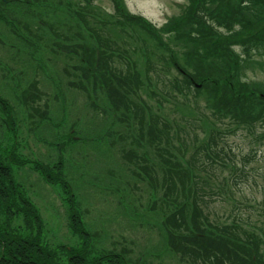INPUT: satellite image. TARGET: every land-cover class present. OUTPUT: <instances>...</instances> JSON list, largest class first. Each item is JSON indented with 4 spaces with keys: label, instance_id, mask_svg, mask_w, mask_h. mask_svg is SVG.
I'll return each mask as SVG.
<instances>
[{
    "label": "rangeland",
    "instance_id": "374dc122",
    "mask_svg": "<svg viewBox=\"0 0 264 264\" xmlns=\"http://www.w3.org/2000/svg\"><path fill=\"white\" fill-rule=\"evenodd\" d=\"M186 1L43 0V3L29 6L27 1L22 3L14 0L5 5L18 7H14L11 14L16 24H13V19L6 24L5 19L0 20V94L10 100L15 119L21 123L17 133L20 145H24V155L29 154L33 160H41L53 167L58 163L60 152L63 154V172L77 195L75 201L80 209L83 225L92 233L93 256L103 249L125 254L129 264H198L200 261L195 260L190 252H172L167 246L160 225L166 209L162 201L165 192L162 188L164 177L159 165L161 162L154 151L151 158L156 163V174H152V177L155 176L159 184L158 190L152 188L149 180L144 178V170L150 169L151 164L140 159L143 150L136 153V159H130L135 162L124 156V152L133 146L127 127L116 122L113 135L105 137L110 134L107 129L113 119L106 111L107 97L99 85L85 82L80 77L81 70H76L82 64L79 52L82 53L80 47L84 39L87 43L96 39L87 35L72 11L76 12L80 7L95 6L116 19L119 14L115 9L121 7L125 12L146 18L159 30L171 17L182 11L181 7L185 6ZM1 4L0 2V6ZM42 20L47 25L37 33V21ZM101 24L96 29L100 31L102 40L106 42L115 38L116 34L110 30L114 24L110 23L108 27ZM11 27L20 33L16 31L13 34ZM30 27L32 33L27 32ZM132 28L129 26L128 30L134 32L139 48L135 55L133 53L137 63L135 65L142 74L150 67L149 74H152L154 81L162 87L166 84L165 87L168 88L166 73L170 76L178 75L173 66H168L171 55L154 51L150 37L141 33L140 29ZM174 36L171 34L169 37L167 34L161 37L164 41L162 44L170 47L175 45L177 50L179 44L178 41L175 44ZM33 42L38 43L37 51ZM125 43L120 46L133 47ZM65 45H70L71 50L62 48ZM94 45L98 46V43ZM234 48L240 51L238 47ZM33 51L37 54L36 61L31 54ZM183 57L187 59L186 56ZM242 60V80L264 89V42L259 43L251 50L249 57ZM192 67L190 64L186 66L190 71L197 69L198 72L200 65L193 64ZM22 90L29 95H26L29 98L26 104L21 103L16 95V91ZM161 90L163 91L162 88ZM207 94L206 89H203L198 98L199 105L193 103L185 109L188 116H192L191 113L199 108L209 112L205 102ZM174 96L178 95L174 93ZM149 100L156 105L155 100ZM171 103L167 104L170 117L175 120L181 118L182 110L176 111L175 108L178 107ZM45 116L47 118L41 120ZM69 133L85 139H71ZM66 134L68 140L63 139L62 142L61 136ZM195 134L187 136L186 148L184 144L181 148L185 158L190 160L194 159L193 154L197 156L196 162L194 160L196 166L200 160L199 163L204 164L201 165L203 168L194 166V172L200 176V187H196L205 189V194L201 193L207 203L205 211L212 218L218 216L227 222L240 220L242 224L253 223L264 229V140L257 139L259 136L253 133L248 134L247 129L223 137L219 144L232 156L231 159L227 157L228 163L224 166L220 162L207 160L201 151H196L195 147L205 135L201 130H197ZM180 135L185 136L183 133ZM58 140L63 144L62 150L56 144ZM180 142L183 143V140H177L176 144ZM151 150L149 148V152ZM130 153L131 150L126 156ZM15 173L17 181L24 185V190L41 216L43 242L51 248L58 244L73 246L81 243V235L71 227L70 201L65 188L59 183L45 180L33 164L24 165L16 169ZM5 216L12 220L14 227L21 225L26 228L25 217L19 210H7L2 213L1 218L4 219ZM62 259L65 260V257ZM102 264L114 262L107 260Z\"/></svg>",
    "mask_w": 264,
    "mask_h": 264
},
{
    "label": "trees",
    "instance_id": "16d2710c",
    "mask_svg": "<svg viewBox=\"0 0 264 264\" xmlns=\"http://www.w3.org/2000/svg\"><path fill=\"white\" fill-rule=\"evenodd\" d=\"M12 1L0 0V20L5 19V24L15 19L11 14L18 6H5ZM15 1H27L29 6L43 3V0ZM181 8L182 11L159 30L146 18L125 12L121 7L115 9L119 14L116 19L95 6L80 7L76 12L73 10L75 19L87 35L96 39L91 43L84 39L80 47L83 54L79 52L82 64L76 70H81L80 77L85 82L99 85L107 97L106 111L113 119L107 129L110 134L105 137L113 135L116 122L127 127L133 146L131 153L126 156L130 151L126 150L124 156L135 162L130 159H136V153L143 150L140 159L151 164L150 169L144 170V178L157 190L159 184L155 176L152 177V174H156L152 151L161 162L159 165L164 177L162 188L165 191L162 201L166 209L160 225L169 250L190 252L195 260H200L198 264H264V229L253 223L242 224L240 220L227 222L218 216L212 218L204 208L207 203L201 193L205 194V189L196 187H200V176L194 172L197 156L193 154L194 159L189 160L181 148L183 144L186 148L187 136L201 130L205 137L195 147L196 151H201L211 162L227 166V157L231 159L232 156L219 144L223 137L247 129L248 134L253 133L259 136L257 139L264 140V89L242 80L240 76L242 58L249 57L251 50L264 42V0H187ZM101 23L107 27L110 23L114 24L110 30L116 34L115 38L106 42L102 40L100 31L96 29ZM45 24L46 21H37V33L44 29ZM129 26L147 34L154 51L171 55L168 66H173L178 75H164L169 80L168 88L166 84L162 87L154 81L152 74H149L150 67L143 74L137 68L134 55L139 48L134 32L128 30ZM11 28L13 34L19 32ZM27 32L32 33L31 27ZM167 34L169 37L175 35V44L177 41L179 44L177 50L175 45L162 44L164 41L161 37ZM96 42L98 46L94 45ZM124 42L133 47H121ZM34 46L37 51L38 43H34ZM64 47L71 50L70 45ZM31 54L35 61L38 60L35 51ZM189 64L190 67L200 65L199 71L196 72V67V71L187 69ZM203 89L208 93L205 102L209 112L199 108L188 116L185 109L193 103L199 105L198 98ZM174 93L178 96H174ZM16 95L23 104L29 100L25 90L16 91ZM146 95L155 100L156 105ZM169 102L178 107L176 111L182 110L181 118L175 120L170 117L167 109ZM44 118L47 116L41 120ZM20 124L15 119L10 100L0 94V264H102L107 260L114 264H129L122 253L101 249L92 255V233L83 225L75 201L77 195L63 172V154L60 152L58 163L54 162L53 167L41 160H33L29 154L24 155V145H20L17 133ZM69 134L71 139H85L77 134ZM120 137L123 136L120 134ZM194 137L196 139L197 134ZM63 139L68 140L67 134L61 136L62 142ZM61 140L56 141L59 150L63 148ZM177 140H183V143L177 145ZM25 145L29 147L28 141ZM147 147L153 150L149 152ZM199 162L196 167L203 168L201 165L204 164ZM27 164H33L45 180L59 183L65 188L70 201L71 227L83 239L78 245L58 244L51 248L43 242L41 216L24 190V185L16 179V169ZM173 192H176L175 195ZM7 210L22 212L26 228L21 225L14 227L7 216L2 219V213Z\"/></svg>",
    "mask_w": 264,
    "mask_h": 264
}]
</instances>
